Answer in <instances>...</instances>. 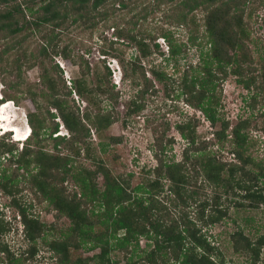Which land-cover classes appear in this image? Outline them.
<instances>
[{
    "label": "trees",
    "instance_id": "16d2710c",
    "mask_svg": "<svg viewBox=\"0 0 264 264\" xmlns=\"http://www.w3.org/2000/svg\"><path fill=\"white\" fill-rule=\"evenodd\" d=\"M10 1H13L11 5ZM34 1L0 0V4H3L0 8V39L4 41L0 51V77L11 74L16 77V82L11 85L16 94H5L3 97L15 104L24 100L32 105L33 109L27 114V124L31 129L29 139L34 143L27 141L26 147L18 153L14 160L16 171L13 174L7 176L6 171L1 170L0 188L11 195L15 187L13 180L17 181L18 171L23 170L28 174L26 182L30 189L56 212V219L63 217L70 223L67 228H56L54 224L47 226L37 217L29 216L25 208L17 206L22 225L20 233L26 248L11 250L4 240L11 227L0 218V264H40L33 262L39 251L37 240L44 239L50 230L58 236L48 242L44 241V244L56 264H111L112 252L122 253L127 260L126 264H224L218 248L208 240L206 234L209 226L219 223L228 214V209L223 208L220 202L221 195L237 190L241 201L236 205L249 208L264 205V163H255L246 155L248 121H238L231 130L232 151L237 164L206 153L201 146L204 142L196 143L197 120L189 118L176 126L187 141L181 160L166 161L164 145L156 140L153 145L156 150L153 154L155 166L142 167L139 183L131 187L129 180L110 174L101 158L92 152V144L87 141L90 128H94L97 137L101 139L102 132L117 121L112 110L101 108L105 98L114 104L119 97L109 69L103 64L104 71H99L97 67L93 70L80 56L72 54L67 46H59L57 43L59 34L68 26L92 28L96 21H105L109 16L110 9L106 6L114 7L118 2L126 8L127 2L37 0L39 7L36 11L39 14H36V4L29 5ZM185 1H178V4L186 6ZM245 1L194 0L189 9L198 7L206 11L203 25L209 49L205 50L197 44L198 65H190L188 70L191 71L183 72L181 90L187 103L200 111L211 126L221 122L220 130L215 132L218 143L228 137L226 131L229 126L218 114L219 96L216 90L218 80L221 79L219 77L233 74L237 76V83L247 90L256 85L258 79V76L251 73L253 58L245 43L248 36L242 9ZM27 14L32 16L31 20H27ZM146 18L147 15L141 19ZM184 20V17L178 19L182 22ZM25 24L30 27L27 34L23 32ZM34 34L39 41L29 50L23 42H28L30 36V41H36ZM115 35L118 39L132 42L137 51L129 61L118 58L123 79L128 80L134 90L129 116L143 109L142 100L146 93L154 92L141 60L156 53L158 45L154 43L152 49L145 37L132 34L126 28L119 29ZM161 35L168 43L171 57L182 52L181 46L174 44L167 33ZM17 36L21 38L16 39ZM102 53L108 55V52ZM55 56L78 68V76L71 80V87L66 85L58 65L50 64ZM113 57L117 56L114 54ZM33 66L40 68V81L38 85L26 84L23 88L22 70ZM150 73L157 81L168 79L164 72L150 70ZM260 77L264 82V66ZM0 80L7 83L5 79ZM72 93L86 103L81 115L73 103ZM70 100L73 105L69 103ZM56 115L69 137L56 135L58 124L52 125L49 122ZM43 133L44 137L53 142L55 153H49L38 146ZM120 142V137H108L109 145ZM34 146H37L36 150H33ZM60 146L69 153L61 152ZM15 150L13 142L2 137L0 161L4 155L12 154ZM81 156L93 163L92 169L77 162ZM31 165L34 173L29 172ZM249 165L255 168L250 170ZM98 175H102V186L96 182ZM128 177L132 178V174H128ZM68 179L77 185L78 194L68 192L63 186ZM208 189L212 192L211 196L201 199ZM96 205L99 210L95 211ZM14 230L17 235L18 230ZM141 239L151 242V245L147 251L144 250L143 255L130 259L138 251ZM230 239L235 253L248 256L249 264L258 263L264 238L251 241L242 230H237ZM87 245L88 250L98 249L99 252L91 258L72 261L70 248L80 249Z\"/></svg>",
    "mask_w": 264,
    "mask_h": 264
},
{
    "label": "rangeland",
    "instance_id": "374dc122",
    "mask_svg": "<svg viewBox=\"0 0 264 264\" xmlns=\"http://www.w3.org/2000/svg\"><path fill=\"white\" fill-rule=\"evenodd\" d=\"M124 1L128 4L126 8L121 7L118 2L114 4V7L111 5L106 6L110 10L105 21H96L92 28L82 25L68 26L59 34L60 39L57 40L59 46H67L72 54L80 56L93 70L94 67H97L99 71H104L103 64H105L110 71L115 91L119 92L116 103L113 104L105 100L106 98L101 103V108L104 110H112L113 114L117 116V121L102 132L101 139L97 137L94 128H90V136L87 139L92 144V152L101 158L110 174L114 177L120 176L123 180H129L131 187L138 184L142 167H154L156 164L153 156L156 151L153 146L156 140L164 145V159L166 161H180L182 150L187 141L177 131L176 126L189 118L197 120L196 143L201 144L204 142L201 146L204 147L206 153L233 164H237V159H235L232 151L231 130L238 121L247 120L248 148L246 155L255 163H264V82L260 77L264 66V0H247L242 5L248 34L245 43L253 58L251 73L258 76L256 85L247 90L237 83V76L230 73L219 77L221 79L218 80L216 90L219 96L218 114L221 120L229 124L226 131L228 137L220 143L216 141L215 132L220 130L221 122L219 121L215 126H211L200 111L187 103L186 96L183 95L181 90L183 72L187 71L190 65H198L199 46L197 44L199 43L205 50L209 49L203 25L206 11L198 7L189 10L194 4V0H186V6L178 4V1L181 0ZM12 3L13 1H10L9 5ZM29 5H35L34 11L39 14L36 11L39 7L37 0ZM1 7H3V4H0ZM145 15H147V18L142 20L141 18ZM31 17L30 14H27V20H31ZM182 17L185 20L183 22L178 21ZM29 28V24H25L23 32L25 34L29 33ZM121 28H126L137 36L142 35L145 37L146 42H149L152 49H154V43L158 45L156 53H152L141 60V65L146 70L145 75L151 80L152 91L154 92L149 91L146 93L142 100L143 109L139 113L129 116L128 110L134 90L130 85L131 83L123 79V72L118 58L129 61L137 54V51L132 42L116 38L115 34ZM162 33H167L174 44L181 46L182 52L180 54L171 57L167 41L161 38ZM19 37L21 38V36H17L16 39ZM33 38L36 41H30V36L28 42H23V45L26 43L25 47L29 50L33 49L39 41V39H36V34L33 35ZM3 46L4 41L0 39V51ZM102 52H108V55L104 56ZM229 53L231 54L232 51H229ZM114 54L117 56L116 58L113 57ZM52 63L58 65L66 85L71 87V80L78 76V68L59 56L52 58L50 64ZM150 70L164 72L168 79L157 81ZM40 73V68L37 66L22 70V87L24 88L26 84L39 83ZM0 79L7 81V83H4L0 80V95L13 96L16 94L15 89L11 88V85L16 82L15 75H2ZM114 81H117L118 84H115ZM71 98L81 115L86 103L74 93L71 94ZM69 103L72 104V101L70 100ZM31 109H33L32 105L28 101L21 100L20 103L15 104V107H12V105L3 106L0 109V118L7 121L6 126L8 129L17 132L20 128V131L24 132L28 127L24 115L27 117ZM49 122L52 125L53 123L58 124L56 135L69 137V133L62 126L57 115ZM44 134H41V142L38 146H42L49 153H55L53 142L51 139L44 137ZM18 135L23 136L20 132H18ZM110 136L120 137L121 142L109 145L108 137ZM2 137L11 139V136H2L0 132V140ZM30 140L31 138L27 141ZM26 142L22 145L13 142L16 150L12 154L4 155V159H1L0 173L1 170H5L6 175L10 176L16 171L14 160L21 149L26 147ZM27 143L34 144L33 140ZM59 148L64 154L69 153L62 146ZM36 149L37 146H34L33 150ZM77 162L83 163L88 168H93V163L90 160H85L83 156L78 158ZM253 168L255 167L252 165L248 166L250 170H253ZM29 172H35L33 165L30 166ZM17 174L19 176L17 181L13 180L15 187L11 195L6 194L0 188V218L8 222L11 227L10 233L4 237V240L10 245L12 251H16L19 247L22 250L26 248L20 233L22 225L17 206L25 208L29 216L37 217L40 222L47 226L54 224L56 228H67L70 223L68 219L63 217L57 220L56 212L45 201L40 200L38 195L30 189L26 182L27 173L20 170ZM128 174H132V178L129 179ZM96 182L99 186H102V175H98ZM63 186L70 193H79V188L70 179ZM211 194V190L208 189L201 196V199L208 198ZM221 196L220 202L223 208L228 209V214L219 223L207 228L208 240L212 241L218 248L221 257L224 259V264H249L247 261L248 256L234 252L230 236L237 230H242L243 234L251 241L264 238V205L257 208L236 205L235 203L241 201V196L237 190L229 191L227 195L222 194ZM94 210H99V206L96 205ZM15 228L18 230L17 235ZM57 236L58 234L50 230L46 232L44 239L37 240L39 251L33 259L34 263L56 264L44 241L48 242ZM149 245H151V242L141 239L138 251L132 254L130 259H136L137 256L143 255L144 250L147 251ZM88 248V245L80 249L70 248L71 260L91 258L99 252L98 249L88 250ZM111 258V264H126L127 261L123 254L118 252H112ZM256 264H264V246L260 251L259 261Z\"/></svg>",
    "mask_w": 264,
    "mask_h": 264
},
{
    "label": "clouds",
    "instance_id": "9594fccd",
    "mask_svg": "<svg viewBox=\"0 0 264 264\" xmlns=\"http://www.w3.org/2000/svg\"><path fill=\"white\" fill-rule=\"evenodd\" d=\"M114 83L118 84L117 81H114ZM4 105H9V106L12 105V107H15V103L13 101L6 100L3 97V95H0V109ZM24 118H25V120H27V117L25 115H24ZM25 123L27 124V121H25ZM6 125H7L6 121H0V132H1L2 136H4V135L9 136V137L11 136L10 137L11 139H9L10 141L15 142V143H20L22 145L23 143H25L29 139V137L31 135V129H29L28 127H26L25 133L23 136H21V135L18 136V133L15 130L8 129Z\"/></svg>",
    "mask_w": 264,
    "mask_h": 264
},
{
    "label": "bare ground",
    "instance_id": "6f19581e",
    "mask_svg": "<svg viewBox=\"0 0 264 264\" xmlns=\"http://www.w3.org/2000/svg\"><path fill=\"white\" fill-rule=\"evenodd\" d=\"M4 106H9V105H4ZM2 108V107H1ZM14 116V115H13ZM14 118V117H13ZM15 119V118H14ZM0 121H4L3 119H1L0 118ZM7 122V121H6ZM28 128L30 129V126H28ZM18 132H20V133H22L23 135H24V133H25V131L23 132V131H20V128L17 130V133ZM18 136H20V135H18Z\"/></svg>",
    "mask_w": 264,
    "mask_h": 264
}]
</instances>
